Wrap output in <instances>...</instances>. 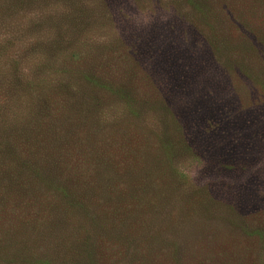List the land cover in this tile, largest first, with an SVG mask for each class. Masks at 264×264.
<instances>
[{
  "label": "trees",
  "instance_id": "obj_1",
  "mask_svg": "<svg viewBox=\"0 0 264 264\" xmlns=\"http://www.w3.org/2000/svg\"><path fill=\"white\" fill-rule=\"evenodd\" d=\"M92 1L89 10L83 0H70L63 19L77 31L70 40L59 34L46 46L35 43L32 52L46 59L32 77L55 74L50 85L23 84L18 72L11 75L13 93L24 108L0 132V264H182L179 242L167 249L165 243L156 250L139 246L140 217L165 211L161 205L150 207L139 187L143 195L149 182L152 189L163 188L175 160L187 152L196 158L202 149L214 151L210 158L222 168H241L231 157L252 140L232 103L212 98L216 115L206 114L196 68L212 60L226 78L263 68L264 0H169V6L188 10L183 19L150 23L148 30L163 29L162 41L150 30L139 37L145 27L134 26L133 31L121 28L107 42L89 44L83 31L113 25L111 6L122 4ZM122 2L146 8L144 0ZM238 24L254 37L252 44ZM231 64L235 67L228 72ZM231 92L238 100L237 88ZM111 104L125 107L112 123L104 112ZM149 114H154L153 129L142 119ZM187 198L195 200L194 194ZM162 222L168 228L171 219ZM252 234L261 240L264 231ZM212 243L206 257L185 264L221 261L222 244Z\"/></svg>",
  "mask_w": 264,
  "mask_h": 264
},
{
  "label": "rangeland",
  "instance_id": "obj_2",
  "mask_svg": "<svg viewBox=\"0 0 264 264\" xmlns=\"http://www.w3.org/2000/svg\"><path fill=\"white\" fill-rule=\"evenodd\" d=\"M144 1L146 8L140 5V9L124 4L122 0V4L112 5V11L115 12L113 25L87 27L83 31L86 32L87 42H107L117 37L121 28L133 31L136 28L134 26L145 27L139 37L148 34L150 30L162 41L163 29L150 26L148 30L150 23L155 20L168 22L171 19H183L188 10V7L182 6L177 10L173 5L169 6V0ZM83 4L87 9L93 10L92 0H83ZM70 10V0H0V132L2 125L8 129L15 121V111L21 115L23 113V100H17L12 90L13 73L18 72L23 84L41 80L50 85L56 79V75L49 72L32 77L36 67L45 63L46 59L45 55L33 53L32 49L37 40L43 41V46H46L54 36L59 38V34L66 40L77 34L73 26L67 25L63 20ZM92 14L90 13V18ZM54 18L61 21V26L50 23ZM173 23L175 26L176 22ZM238 28L245 35V41L252 44L254 37L251 33L240 28V24ZM230 33L234 39L240 36L232 29ZM262 34L264 35L263 31ZM187 40L183 39V43ZM200 42L201 40L197 41L199 49ZM173 52H177V49ZM232 66L235 67L228 65V72ZM253 66L259 67L257 64ZM222 71L223 68L212 60L196 68L201 78V90L203 89L207 98L206 114L216 115L210 110L214 106L210 99L215 98L220 104L232 103L234 111L243 115L244 122L248 124L245 134L249 133L252 140L248 142V146L243 145L238 156L231 157L241 162L242 167L222 168L210 158L214 151L202 149L201 155L196 158L187 152L185 157L175 160L171 166L172 175L169 174L163 184L167 191L162 187L157 189L158 184L152 189L153 181L149 182L150 190L147 195H143L142 187H139L141 197L151 200L150 207L161 205L165 209L164 213L156 217H140L139 246L156 250L160 243H165L167 249V245L172 247L173 242H179L183 256L178 261L185 264L186 260L197 262L194 258L206 257L216 245L212 242H217L222 244L221 261H207L205 264H264V236L261 241L252 234L257 228L264 231V67L249 75L230 73L232 77L229 78ZM233 87L238 90V100L231 92ZM110 106L104 112L107 122L112 123L123 114L125 107L122 104ZM153 116L154 114H149L142 117L147 129H153L156 124ZM137 124L139 127V123ZM8 134L9 132L7 136ZM152 158V153L146 157V166L150 165ZM225 165L230 166L228 163ZM150 192L152 196H148ZM193 194L195 200L189 201L187 197ZM166 218L171 219L168 228L162 222ZM173 257L172 255L169 259L173 260Z\"/></svg>",
  "mask_w": 264,
  "mask_h": 264
}]
</instances>
